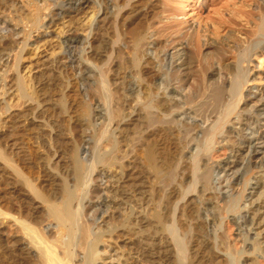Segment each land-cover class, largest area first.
<instances>
[{
    "label": "bare ground",
    "instance_id": "6f19581e",
    "mask_svg": "<svg viewBox=\"0 0 264 264\" xmlns=\"http://www.w3.org/2000/svg\"><path fill=\"white\" fill-rule=\"evenodd\" d=\"M52 1L48 4V0H39V2L38 0H0V13L6 14L8 12V14H10V7H14L16 10L15 12H19L20 15L16 14L20 18L24 16L27 23L30 22L31 24L28 23V28L27 26H24V24L19 25L15 21L17 16L13 20L12 14L7 18L8 20L0 18V32L2 33L0 35V51L3 54L2 48L5 45L11 43L15 44L14 40L16 41V39H20L21 41L19 42L22 44V46L19 47L20 56H17L18 58L14 61V64L18 67L19 63L26 59V57H24L25 55L29 56L32 51H37L43 43L45 44V42H47L45 38L48 39L49 37V26L46 25H49V23L43 24L45 23L44 20L47 16H44L43 12L47 7H58L59 11L55 13V15L63 17V15L68 12L80 14V12L87 8V5L92 3L94 7L89 14L85 15L87 12L85 11L84 16H81L80 19L76 17V21L80 20L76 23V27L78 30L83 29L82 31L85 32V35L81 39L77 36H70L61 39L60 41L58 40V50L55 52L56 48L52 51L51 58H53L55 54H62V56L65 55V59L68 60V66L71 70L73 68L74 70L79 71V79L82 82V88L84 90L85 85L89 84V79L82 75V72H86V75L92 74L95 83L92 82L90 84H92L94 88H88L92 89L89 92L85 90V95L83 96L88 99L91 98V101L94 102L93 104L96 106V110H99L93 115V120L96 118V120L99 121V127L93 135L91 133L93 138L88 137L84 142L82 153L85 157H82L80 161L74 155L75 158L72 162L74 169V172H72L74 173V183H66L63 180L64 183L60 186V192L62 193L60 201L51 203L52 201L49 202L47 199L41 197L42 195L40 194V196L35 191L36 189L34 190L28 186L36 199L46 205V213L49 216L48 218H51V220L54 221H52L54 223V227L52 225L53 229H50L49 227H51V225H48L45 227V231L46 233H50L51 231L52 235H55L53 236L55 241H49L46 239V242L49 243L48 245L46 243V246H44V238L41 239V237L36 236L34 237L35 240H33L32 235L34 232L29 228L27 229L29 232H32L31 234H28L30 244L34 245L32 250H40L37 264H99L97 263L100 258V255L98 254V245L102 241L104 243L105 240H103L104 237L102 234H93L92 226L96 222L97 213H100V215L107 214L108 212L112 213L114 212L112 209L116 206H114V204L111 205L112 202H110V200L107 201L108 198H103V194L105 197L111 195H108L109 190H105L109 187L102 190L97 186V182L102 183L104 179H107L106 181L108 182V180L113 177L111 172L115 170L114 172L116 173V166L118 162L120 163L118 153L120 154L121 151L119 152L120 149L118 150L117 144L111 139V130H115L113 128V126H115V121L116 119L121 118L118 110H115L113 107L115 104L113 103V106H111V98L114 97L112 94H115L114 92L117 91L119 86L114 92L112 91L113 93H111L110 87L113 86L114 81L112 82L109 77L110 72L115 73L116 71V69L112 71V68H110L111 64L114 63L113 67L115 68L118 65V62H121L124 68H127L128 70L130 69L136 74L134 76H136L138 85L141 87V92L138 88L137 90L136 88L133 89L134 87L130 88L128 91L132 96L135 95L133 96L134 99L137 98V101L139 100L140 102L143 111L142 120L144 119L145 124L148 125V129H146L147 132L151 131L153 126H156L155 129H158L160 140L164 146L170 145L176 151H189V156L186 158L188 166L185 165V168L186 166L188 167L189 175H187L190 177V180L187 184L183 183L184 185H178L177 201H171V197L165 198L166 196H162L161 198L154 196L152 199V205L154 208L152 220L164 232V234L168 236L170 245L173 247H169L170 249H173V256H175L173 257V263H171L192 264V255H190V246L192 243L190 236L192 233L191 231L193 230H191L192 226L189 227L188 223H180V219L177 218V214L182 211L180 207L185 206L186 203L185 202L182 206H178V202L184 201L185 198L192 193H196L202 198L201 196L205 193L212 192L221 196L220 199L223 203H220V208L224 214L221 220L228 219L227 216H229V220L236 226L237 238L243 243V251L241 250L232 253L228 244H224L223 240L221 241L220 238L223 235H221V237L219 235L217 238L220 240V245H217V249L222 255H215L216 257L211 256L212 261L208 262V264H247V260H244V262L243 260L240 261V257L247 252L246 238L249 234L247 232V227L251 225L253 219L249 222L244 213L245 208H243V210L239 208L241 198L239 192L241 193L243 188V179L253 170L261 169L264 166V87L253 84L248 88L246 94H244L243 91L248 83L255 81L260 82L263 79L262 74L259 72L252 74V70L256 68L252 58L255 57L256 59H260V57H264V0H242L240 1L239 7H236V2H233V0H213L216 5L214 17H203L201 14L206 9V6H210L206 5L208 0H192L193 6H195L198 10L197 12L200 13L195 20V23H197L196 28H194V25H192L193 23L186 18L187 14H184V11L187 9L182 2L186 1L162 0V2L159 3V1L156 0L158 3L150 6L149 10H147V18H145L146 14L144 17H141L142 14H137L133 18L134 21H128L130 24L125 25L123 23L125 26H122L124 27V30H122L123 32H121L119 28L121 23L118 24L119 22H117V19H120L118 18L120 12L124 8H128L127 2L131 0H120L122 2L120 5H118L120 3L119 0H114L113 11L110 8H104L102 6L103 3L99 0H67L68 2L65 0H57L55 4H52ZM107 1L112 2V0ZM163 1L164 7L162 8L161 3H163ZM18 4H20L19 6L21 7H18ZM100 14L101 16L108 15L106 16L107 21L104 20V18H106L104 17L102 22H106L105 27L107 25L106 29L109 31V38L105 46H103L104 44L101 46V43L99 47L96 46L100 51V54L98 53L100 56L98 62L94 65L90 62L88 57L85 58V52L87 51V47H91L90 40H94L95 42L98 34L101 33H99L100 28L98 25ZM151 17L156 18L157 20V26L154 28V25H150L151 22L149 23V19H152ZM238 21H241L243 24H239L240 26H238ZM52 22L53 20L51 19L50 24ZM232 26H236L234 27L235 29H232L234 30L233 32L221 35L223 30L226 28L229 29ZM42 28H44L45 32L43 35H39H41L40 38H43L44 41L39 43L40 45L36 42L38 45H36L34 49H28L27 44L31 34ZM65 28L66 27H64V29ZM150 29L155 31L156 34L153 42H149V37H146V31ZM235 32L241 33L242 36H244V40L237 38L234 34ZM6 36H10L12 39L8 38L9 41L6 39ZM77 44L79 47H83L78 51L80 55L76 57L73 54L74 52H70V47L72 48L73 45ZM121 44L124 46V54H126V58L121 57ZM151 44L152 48L150 50L148 48ZM183 45L186 47L187 51H185L187 53L184 62L177 66L175 64L177 53L174 51L178 46L182 48ZM98 49L95 51H98ZM203 50H209L211 52L205 54ZM144 54L145 56L148 54L154 56L153 61H149L151 62V64H149L150 66L152 65L151 68H156L157 70L156 78L159 82V88H156V83V86H153L156 90L159 89L158 91H161L160 97L158 96V98H156L157 100H154L153 97L155 95L154 93L152 94V90H149L148 88L151 79L145 77L146 67L143 65L145 67L143 68L141 64V56H144ZM33 55L36 56V52ZM3 57L4 56H2L0 60H3ZM113 57L116 58L115 62H113ZM84 62L88 65L84 64ZM213 67L215 68L213 69ZM120 69L121 68H119V71ZM2 71L5 73V69ZM122 72H124V69ZM21 75L22 73H20V71L16 75L14 81L15 93L7 94L2 102V104L5 105V107H1L4 108V112L10 110L15 97H17V103L18 101H21L23 104L28 103V105H32L31 103L35 101H33L31 94L28 92L27 81L23 75ZM56 80H58V78ZM187 80L191 81L190 85L187 84ZM138 91L140 93H138ZM168 96H173L174 99L169 98L170 100H168ZM85 105H88V103L85 102L84 106ZM61 108L63 111L64 105H62ZM37 110L38 109H36V111ZM178 114L184 116L189 123H181L180 120L177 119ZM149 127L151 128L149 129ZM88 129L89 127L87 130ZM53 131V134H55L56 131L54 129ZM171 135L175 136V141L170 138ZM135 144L136 143H134V145ZM137 144L139 145V142ZM131 146L130 148L133 147ZM223 146H226L228 149L224 159L219 161H216V159L214 160L217 149ZM138 148L139 147H137L136 150H138ZM165 156L166 157L160 156L159 159L150 147L146 148L144 152L143 167L145 171L147 170L153 176V181L156 184L155 193L153 190L154 194L165 193L167 190H165V186H168L167 182H175L174 174L177 172L178 168H180L179 163L181 159L173 166L170 158H168L167 155ZM6 159L4 158V155L0 153V160H2V162L4 161L3 163H7ZM9 165L11 164L9 163ZM97 166H100L103 170L96 172ZM95 172L97 173L95 174L96 176L94 175L95 177H92ZM114 179L116 178L114 177ZM109 182L111 181L109 180ZM26 183L28 185V181ZM176 183L178 184L180 181ZM254 185L256 189H264V181L257 180ZM149 192H151V190H149ZM259 196L262 198L264 192L263 194L260 193ZM196 198H198V196H196ZM198 201L199 207L204 208V210L202 209L203 211L200 209L202 211V217L204 218L206 225H208L207 227L209 228L210 235H212L217 224V216L213 212V209H211L212 206L211 208L206 205H203L202 207L200 206L201 199ZM202 203L204 204V202ZM118 205L119 204H117V206ZM146 207H144V209ZM247 212H249V210ZM256 213L257 212H255V214ZM207 218H210L211 220H207ZM262 222L259 221V224ZM213 235L214 236L211 237L213 239L212 248H214L216 243L215 233ZM37 245H43V250L38 248ZM18 248L21 251V259H26L28 261V259H31L29 257L33 258V256L30 255L31 249H27V247L25 248L23 246H19ZM162 251L156 249L155 252H152L151 249H146L144 253H146L145 256L148 258L162 260ZM261 254L264 255V245L261 249Z\"/></svg>",
    "mask_w": 264,
    "mask_h": 264
},
{
    "label": "rangeland",
    "instance_id": "374dc122",
    "mask_svg": "<svg viewBox=\"0 0 264 264\" xmlns=\"http://www.w3.org/2000/svg\"><path fill=\"white\" fill-rule=\"evenodd\" d=\"M50 1L52 0H48V4H50ZM99 1L103 3L102 6L104 8H110L113 11L114 0H112V2H109L107 0H99ZM155 1L156 0H131L127 2L128 8L127 7L124 8L119 14L120 17L118 16V18L120 19H117V22H119L118 24L121 23L119 25L121 32H123L122 30H124L125 27L124 24L125 25L130 24L128 23V21L131 22V20L134 21L133 18L137 14H142L143 16L141 15V17H144L146 14L145 18H147V12H148L147 10H149L150 6L155 5V3H158V1L159 3L162 2V0L161 1L158 0L156 2ZM177 1H181V0H177ZM184 1L186 2L181 1L182 3L185 4L184 7H186L187 9V10L184 9L185 10L184 14H187L186 18L190 22H192L193 23L192 25H194L193 27L196 28L197 23H195V20L200 15V13H198L197 8L193 6L192 0H184ZM240 1L242 0H233V2H236L235 3L236 7L240 6ZM56 2L57 0L56 1L53 0L51 3L55 4ZM119 2L120 3L118 5L122 3L120 0ZM19 5L20 4H18L17 6L21 7ZM161 5L163 8L164 1L163 3H161ZM206 5H210V6H206L204 12L201 13L202 16L214 17V10L216 8L215 2L213 0H208V3ZM93 7L94 5L90 3L89 5H87V8H85L82 12H80L81 15L74 12L72 13L68 12L64 14L63 17L59 16L60 19L58 15H55V13L59 11L58 7L56 8L47 7V9L44 11L45 13L43 12L44 16L47 15L44 20L45 23L43 24L49 23V25H46L49 26L48 27L49 37L48 39L45 38V40H47L48 42L51 38H53L54 41L53 39H51L48 43L47 42H45V44L43 43L42 46H40V48L37 51H32L33 53L31 52L29 56L25 55L24 57H26V59L24 61L21 60L22 62H20L21 64L19 63V66L17 65L18 67H16V65L14 64V61L16 60V58L20 56L19 47L22 46V44L19 42L21 41L20 39H16V41L14 40L16 45L14 43H13L14 45L12 43L9 45H5L2 48L3 54L0 51V58L4 56L3 60L2 59H1L2 61L0 60V67L2 68V69L0 68V78H1L0 153L4 155L5 159L7 158L6 159L7 163H3L4 161L2 162V160H0L2 162V163L0 162V264H22V263L37 264L38 263L37 261L39 260L40 250L38 249L32 250L34 248V245L30 244L29 241L30 238L28 235L31 234L32 232L31 231L29 232L27 230L28 228L34 232V234L32 235L33 240H35L34 237L36 236L41 237V239L44 238V242H45L44 246H46L45 245L46 243L47 245L49 244L48 242H46L47 240L55 241V239H53V236L55 235L54 234L52 235V232L50 231L51 233L50 236V233H46L45 231V227L48 225H51V227L49 228L53 229L52 225L54 227V223H53L54 221L51 220V218H48L49 216L46 213V209H47L46 205L43 204L40 200L36 199L35 195H33V192L30 191L28 186L33 188L34 190L36 189L35 191L39 195L41 194L42 195V196L40 195L41 197L47 199L49 202L52 201L51 203H56L60 201V199L62 198L61 197L62 193L60 192V188H61L60 186H62L61 184L64 183L63 180L66 183L67 182L69 183L71 182V184L72 182L74 183V173H72L74 172L73 163H72L73 159L77 157L81 161V158L85 157V155L82 153V147L84 146V142L87 140L88 137L93 138L92 135L96 132V130H98L99 121H97L96 118H94L93 120V115L99 110L98 109L96 110V106L93 104L94 102L91 101V98L88 99L85 96H83L85 95V90L89 92L92 89H88V88L91 87L94 88L92 84H90L92 82L95 83L92 74L91 75L88 74L89 75L88 77V75L85 74L86 72L85 73L82 72V75L86 76L89 79V84L85 85V90H84L82 88V82L79 79L80 77L79 71H76L73 68L71 70V68L68 66L69 65L68 60L65 59V55L62 56V54H55L54 57L51 58L52 51L59 46L57 45L58 40L60 41L61 39H65L70 36L71 37L77 36L79 39H81L85 35V32L82 31L83 30L82 28H81L82 30L80 29L78 30V28L76 27V23L80 21V20L78 21L76 20L77 18L80 19L81 16H84L85 11H87L85 15L89 14L93 10ZM9 10H11L10 14H8L7 11L6 14L0 13V18L8 20L7 18L10 17L12 14L13 20L17 16V19L15 21L19 25L24 24V26H27L28 28L29 26L28 23L30 24V22L27 23L26 18L23 15H22L23 17L20 18L18 16L20 15L19 12L18 13L15 12L16 10L14 9V7L12 8L10 7ZM49 13H52L53 15ZM102 16L101 14L99 15V24H98L100 28L99 33L100 32L101 33L98 34L97 40L95 42L94 40H90L91 47L89 48L87 47L86 48L87 51L85 52V58L88 57L90 62L93 63L94 65H96V63L99 60L100 51L98 47L100 43L101 46L103 44H104L103 46H105L109 38V31H107L106 29L107 25L105 27L106 22L105 23L104 21L102 22V19L108 15H104L103 17ZM51 19L53 20L52 23L54 24L52 23L50 24ZM106 19L107 17L104 18L105 21H107ZM176 20H180V19H176ZM19 22L22 24H20ZM150 22L153 23L151 24ZM149 23L150 25H154L153 28L156 27L157 26L156 18L149 19ZM239 24H243V23L241 21H238V26H240ZM64 27L66 28L64 29ZM234 27L236 26H232L229 29L226 28L221 32V35H225L227 33L233 32L234 30L232 29H235ZM44 32H45L44 28L40 30L38 29L36 32H33L31 34V37L29 38L30 40L28 39L27 48L34 49L36 45L43 42L44 39L40 38V36L43 35ZM1 34L2 33L0 32V35ZM234 34L240 40H244V36H242L241 33L235 32ZM155 35H156L155 31H153L152 29L146 31V37L147 38L149 37L148 40L149 42H153V40L156 37ZM8 38L12 39L10 38V36H6L7 40H9ZM16 42H19L20 44ZM151 46L152 44L149 45L148 49L151 50L152 48ZM82 47H79L78 44L73 45L72 48L70 47L71 49L70 52H74L73 54L77 57L80 55L78 51H80L81 50L80 48ZM120 47L122 53L121 57L124 58L126 54H124L125 52H124L123 44H121ZM182 48L178 46L177 49L174 51L175 53H177L175 57L176 59L175 64L177 66L184 62L185 55L187 53L186 52L187 49L184 45ZM97 49L98 51H95ZM57 50L58 48L56 49L55 52H57ZM205 51H204L205 54H209L211 52L209 50H205ZM35 52L37 54L36 56L33 55L35 54ZM142 56H141V64L142 66L145 65L146 67L145 68L143 66V68H145L146 70L145 71L146 76L145 75L144 76L149 77L151 79L150 80L151 83L149 84L148 88L149 90H152V94L154 93L155 95L153 97L154 100H157L156 98H158V96L160 97L161 94L160 93L161 91H158L159 89L156 90V88L159 86L158 79L156 78L157 70L156 68L154 69L151 68L152 65L150 66L154 56L151 54H148L147 56H145L144 54V56L143 57ZM113 58L114 60L113 59L112 60L113 62H115L116 58L115 57ZM252 61L256 65V68L252 70V74L259 72L262 74L263 79L260 82L258 81L259 83L256 81L248 83L243 91L244 94L248 92V88L251 87V85L253 84H256L260 87H264V57H260V59H256L255 57H253ZM145 62L148 64H146ZM84 64L87 63L84 62ZM113 64L114 63L111 64L110 68H112V71L116 69L117 72L115 71V73L114 72L109 73V77L111 78L112 82L114 81L113 86H111L110 89H111V93H113L119 86L118 87L119 90L117 89V91L114 92L115 94H112V96L114 95V97L111 98L112 99L111 106H113V103L115 104L113 107L115 110H118L121 118H118L119 120L116 119L115 121L114 124L115 126H113L115 130H111L112 131L111 139L115 141V143L118 146V150L120 149L119 152L120 151L121 152L120 154L118 153L120 163L118 162L116 166V173L114 172L115 170L111 172V175L113 176L112 178L109 179L111 182H109V180L107 182L106 181L107 179L106 180L104 179L102 183L97 182L98 184L97 186H99V188L102 190H104V188L109 187L108 189L105 190L107 191L109 190L108 195L109 194L111 195L105 197V195L103 194L104 196L103 198L106 199L108 198L107 201L110 200V202H112L111 205L113 204L114 206L116 205L112 209L114 210V212L112 213L108 212L107 214L104 215L103 214L100 215V213L99 214L97 213L96 222L92 226L93 234H99V235L102 234V236L104 237L103 240H105L104 243L102 241L98 245V250H99L98 254L100 255V258L97 263L99 264H172L173 263L172 261L174 259L173 257L175 256H173L174 255L173 249H170L172 246L170 245L168 236L164 234V232L152 220V215L154 213L152 199L154 196H156L157 198L166 196L165 198L171 197L172 199L171 201L174 202L177 201L178 185L180 184L184 185L185 183L187 184L190 180V177L188 176L189 170L187 167L188 161L186 159L189 156V151H181V150L176 151L170 145L164 146L160 140L158 129H155L156 126H153V129L147 132L146 129H148L147 127L148 125L145 124L144 119H143L144 121L142 120L143 111L141 109L140 102L139 100L137 101V98L134 99L133 96L135 95L132 96L128 91L130 88L133 87H134L133 89L136 88V90L137 88L138 90L141 88L138 85L136 76H134L136 74L132 70L130 69L128 70L127 68H124L121 62H118L117 63L118 67L116 66L115 68L113 67ZM15 68L16 69L18 68L17 71ZM119 68H121L122 70L120 69L119 71ZM214 68L215 67H213V69ZM4 69H5V73L2 71ZM123 69L124 72H122ZM19 71L20 73H22L23 77L27 81L28 92L31 94L33 101L34 100L35 101L31 103L32 105L30 104L28 105V103L23 104V102L21 101H18L17 103V97H15L14 102L12 103L13 105L10 107V110L4 112V108L1 107L2 106L5 107V105L2 104V102L6 98L7 94L15 93L14 81ZM57 78L58 80H56ZM190 82L191 81L187 80V84L190 85L191 84ZM136 83L138 86L136 85ZM155 83L157 86L155 85ZM153 86H156V88ZM139 91L141 92V89ZM139 91L138 93H140ZM169 98L174 99L173 96L172 97L168 96V100H170ZM85 102L88 103V105L84 106ZM62 105H64L63 111L61 108ZM35 108L38 110L36 111ZM177 119L180 120L181 123L183 122L189 123V121L184 116L182 115L180 116V114L177 115ZM88 127L89 129L87 130ZM150 128L151 127H149V129ZM53 129L56 131L55 134H53L54 133ZM171 136L170 138L175 141L176 140L175 136L172 137ZM137 141L139 142V145L137 144L138 143ZM133 142L136 144L134 145ZM131 145L134 146L132 147ZM130 146L133 149L130 148ZM137 147H139L138 150H136ZM148 147H150L155 152L156 157H158L159 159L160 156L166 157L165 155H167L168 158H170L171 163H173V166L178 162V160L181 159L179 163L180 168H178L177 172L174 174L176 176V177L174 176L175 182H169V183L167 182L168 186H165V190L167 189L165 193L162 192L161 194H154L156 190V184L153 181L154 180L153 176L147 170L145 171L143 167L144 152L145 149ZM227 152L228 149L226 146L218 148L217 152L215 153L214 160L216 159V161H219L221 159H224ZM8 161L12 166L9 165ZM185 165H187L186 168ZM100 170L103 169L100 166H97L96 172H99ZM96 172L92 175V177L96 176L95 175L97 174ZM133 176H136L137 178ZM183 176L186 178H184ZM114 177L116 179H114ZM257 180H260L262 182L264 181V166L261 169L253 170L251 173H249L246 176V178L243 179L242 183H244L243 188L245 190L242 188L241 193L239 192V195L241 197L239 202V208L241 210L245 208L244 213L246 214L249 222H251L253 219L251 225L247 227V232L249 233L246 238L247 252L246 254L240 257V261L243 260L244 262V260L245 261L247 260V264L249 263L264 264V255L261 254V249L264 245L263 242L264 241V225H263L264 196L262 198L261 196H259L260 193L263 194L264 189H256L254 187L255 186L254 184ZM27 181H28V185L26 183ZM178 181H180V183L177 184L176 182ZM149 190H151V192H149ZM215 195L217 196L218 194L207 192L203 196H201L202 198H200L198 194L192 193L188 195L184 201L178 202L179 203L178 206L179 205L182 206L184 205L185 202L186 203L185 206L180 207L182 211H180L181 213L179 212V214H177V218L180 219V223L182 224L188 223V226L189 227L192 226L191 230H193L191 231L192 233L190 236L191 243L193 245L190 246L191 247L190 255H192V264H206V263L208 264V262L212 261L211 256L216 257L219 254L222 255V253H220L217 249V245L220 243L219 238H217V236L219 235L220 237L221 235H223L220 239L221 241L223 240L224 244H228V247L230 248L232 253H236V251L238 252L241 250L243 251L242 248L243 243L237 238L236 226L229 220V216H227L228 219L221 220L224 214L222 213L223 211L220 208L221 205L220 203L223 202L220 199L221 196L218 195L216 197ZM110 196H112L113 199ZM196 196H198V198H196ZM199 198L201 199L200 206L203 207V205H206L209 208H211L212 206L211 209H213V212L217 216L216 217L217 224L213 232V234L215 233V237H216V241H215L216 243L214 248H212L213 239L211 238L214 235L213 234L210 235L209 228L207 227L208 225H206V222L202 217L203 216L202 211L204 210V208L199 207V203H198L199 202L198 200H200ZM202 202H204V204ZM117 204H119L120 206L118 205L119 206L118 207ZM144 207L146 208L144 209ZM200 209L203 210L201 211ZM248 210L249 212H247ZM255 212L257 213L255 214ZM207 220H211V219L207 218ZM259 221L262 223L259 224ZM19 246L21 247L23 246L25 248L27 247V249L28 248L31 249L30 255L33 256V258L29 257L31 259L30 260L28 259V261L26 259L24 260L21 259L22 258L21 251L18 248ZM37 246L38 248L43 250V245H37ZM146 249H151L152 252L153 251L155 252L156 249L157 250L160 249V251L163 250L161 252L162 260L156 258H148L147 256H145L146 253L144 252L146 251Z\"/></svg>",
    "mask_w": 264,
    "mask_h": 264
}]
</instances>
